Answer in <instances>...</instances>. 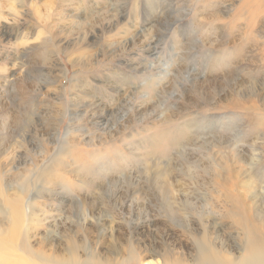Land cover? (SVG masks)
Returning a JSON list of instances; mask_svg holds the SVG:
<instances>
[{"label":"rangeland","instance_id":"rangeland-1","mask_svg":"<svg viewBox=\"0 0 264 264\" xmlns=\"http://www.w3.org/2000/svg\"><path fill=\"white\" fill-rule=\"evenodd\" d=\"M233 193L264 228V0H0V264L237 258Z\"/></svg>","mask_w":264,"mask_h":264},{"label":"bare ground","instance_id":"bare-ground-1","mask_svg":"<svg viewBox=\"0 0 264 264\" xmlns=\"http://www.w3.org/2000/svg\"><path fill=\"white\" fill-rule=\"evenodd\" d=\"M236 194L238 193H233L231 196H235ZM263 196L264 195H262V197ZM245 199H246L245 196H241V195H237L232 199L234 209L236 208V210H234L235 218H236L235 221L237 225L240 227V229L242 230V232L244 233L245 240L247 241L245 242L244 252L241 253V255L238 256L237 258L235 256L231 257V256H228V254L221 252L222 251L221 249H220L221 251L218 250L219 248L217 247H216L217 249L212 248L213 245L212 247H210L211 245H209L208 243L207 246L202 245L198 249V255L196 256L197 264H264V228L261 223H258L257 221L254 222V220L252 219L251 213L248 212V208L246 207V204L248 203H246ZM263 203H260V204L263 205ZM23 206H24V203L22 199H16L10 202V208H11L12 214H11V220L9 221L13 223L11 224L12 226H15L11 230V232L13 233L14 231H17L18 228L19 229L22 228L20 225L21 224L23 225V222L26 221ZM259 207H262V206H259ZM263 209L259 208L261 212H264L262 211ZM260 214L261 213H259V216ZM25 231L23 233H25ZM9 236L12 239L4 238L5 240L4 239L0 240V252L7 254V256H12L16 252L17 243L13 244L14 242L13 235H9ZM16 259L24 264H37L34 261L29 262L28 260H23V258L22 259L15 258V260ZM71 260L75 264L76 263L85 264V262H81V260L78 257H76L74 254H72Z\"/></svg>","mask_w":264,"mask_h":264}]
</instances>
